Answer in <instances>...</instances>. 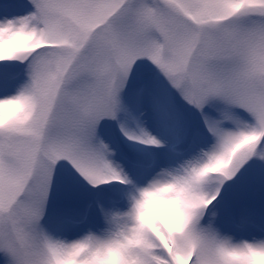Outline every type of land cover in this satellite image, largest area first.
I'll use <instances>...</instances> for the list:
<instances>
[{
  "label": "snow or ice",
  "instance_id": "obj_1",
  "mask_svg": "<svg viewBox=\"0 0 264 264\" xmlns=\"http://www.w3.org/2000/svg\"><path fill=\"white\" fill-rule=\"evenodd\" d=\"M0 264H264V0H0Z\"/></svg>",
  "mask_w": 264,
  "mask_h": 264
},
{
  "label": "bare ground",
  "instance_id": "obj_2",
  "mask_svg": "<svg viewBox=\"0 0 264 264\" xmlns=\"http://www.w3.org/2000/svg\"><path fill=\"white\" fill-rule=\"evenodd\" d=\"M140 112H143V115H140ZM137 115L139 116L140 125L138 126L135 122L130 123L129 127L132 130L139 132V128L144 127V128H147L149 131L153 132V134H155L156 131H161L159 118H158L154 108L145 107V108L139 110L137 112ZM122 146L126 147L127 150L130 149L132 152H137L138 150L143 151L142 148L137 149L135 146H133L130 141H125L124 144L121 145V147Z\"/></svg>",
  "mask_w": 264,
  "mask_h": 264
},
{
  "label": "rangeland",
  "instance_id": "obj_3",
  "mask_svg": "<svg viewBox=\"0 0 264 264\" xmlns=\"http://www.w3.org/2000/svg\"><path fill=\"white\" fill-rule=\"evenodd\" d=\"M149 75H153L152 73H148ZM136 84H137V80H136V78L134 77L133 78V85H132V87H135L136 86ZM161 87H163V84H161ZM128 95H131V93H129ZM177 103H176V106H177V108H178V112L179 113H182L183 114V116H184V118L186 119V120H188L190 123H192V124H196V122H197V117L192 113V111L189 109V108H187V106H185L184 104H183V102L182 101H179V98L177 97ZM166 131V130H165ZM166 138L169 140V143H172L173 141H172V137H171V135L170 134H168L167 133V131H166ZM121 149H122V152H123V150H127L126 149V147H121ZM129 149V148H128ZM130 150V149H129ZM131 151V150H130ZM132 152V151H131Z\"/></svg>",
  "mask_w": 264,
  "mask_h": 264
},
{
  "label": "clouds",
  "instance_id": "obj_4",
  "mask_svg": "<svg viewBox=\"0 0 264 264\" xmlns=\"http://www.w3.org/2000/svg\"><path fill=\"white\" fill-rule=\"evenodd\" d=\"M159 201H153V203L150 205V207H155L159 204Z\"/></svg>",
  "mask_w": 264,
  "mask_h": 264
}]
</instances>
